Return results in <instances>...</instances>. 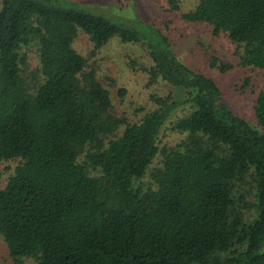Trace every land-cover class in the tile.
<instances>
[{"label":"trees","instance_id":"1","mask_svg":"<svg viewBox=\"0 0 264 264\" xmlns=\"http://www.w3.org/2000/svg\"><path fill=\"white\" fill-rule=\"evenodd\" d=\"M179 17L223 36L264 79V0H196ZM168 23L0 0V162L13 161L0 171V241L13 264H264V89L249 119L234 112L212 77L176 58ZM79 32L93 49L139 45L148 82L173 91L150 94L133 121L116 113ZM182 108L169 126L178 140L159 145Z\"/></svg>","mask_w":264,"mask_h":264},{"label":"rangeland","instance_id":"2","mask_svg":"<svg viewBox=\"0 0 264 264\" xmlns=\"http://www.w3.org/2000/svg\"><path fill=\"white\" fill-rule=\"evenodd\" d=\"M83 8L110 17L112 15L128 20L133 12L144 20L161 23L169 19L167 34L176 58L186 65L204 72L212 77L223 91V98L231 109L249 119L250 105L253 103L255 90L264 89L262 70L250 69L238 64V56L234 46L223 36H213L203 24L183 21L179 12L193 8L196 0H178V10L167 13L164 0H74ZM76 49L90 64L96 78L107 87L111 95L112 108L118 114H124L129 121L138 118L142 113L154 107L149 95L164 94L173 89L163 83L150 84L145 70L144 51L137 44H120L111 39L99 49H93L86 36L79 32L75 38ZM29 68L36 65L32 52L28 53ZM231 63L232 67L219 70L211 63ZM141 64V65H140ZM247 80L246 84L244 81ZM118 88L123 89L120 94ZM174 89H179L175 87ZM185 108L176 110L162 125L159 132V145L173 144L179 138L170 129L171 121L184 114ZM157 157L153 160L155 164ZM13 161L0 162V171ZM143 178L142 181H145ZM31 264L30 261H26ZM0 264H13L7 257L5 247L0 241Z\"/></svg>","mask_w":264,"mask_h":264}]
</instances>
